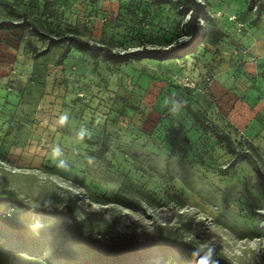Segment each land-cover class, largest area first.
Instances as JSON below:
<instances>
[{"label":"rangeland","instance_id":"rangeland-1","mask_svg":"<svg viewBox=\"0 0 264 264\" xmlns=\"http://www.w3.org/2000/svg\"><path fill=\"white\" fill-rule=\"evenodd\" d=\"M0 1L48 31L74 32L115 51L167 49L184 39L174 2ZM246 1L203 0V23L214 35L182 60L114 65L73 50L58 63L62 47L37 57L46 43L28 29L0 32V195L13 190L26 203L54 210L74 206L84 235L109 245L177 237L202 253L211 250V261L264 264L262 179L246 161L221 172L232 158L224 144L187 109L173 115L166 103L172 95L189 103L251 149L264 170V99L253 106L250 126L240 129L217 110L211 93V83L230 74L228 50L240 51L241 36L255 25ZM9 17L17 19L0 4V20ZM64 113L69 119L60 126ZM82 126L92 132L83 142L76 138ZM103 140L106 161L95 156ZM56 145L67 166L52 155ZM123 195L139 206L124 204ZM6 213L14 217L9 203L0 207V216ZM14 221L33 240L0 236V264H69L77 251L73 222Z\"/></svg>","mask_w":264,"mask_h":264},{"label":"trees","instance_id":"trees-1","mask_svg":"<svg viewBox=\"0 0 264 264\" xmlns=\"http://www.w3.org/2000/svg\"><path fill=\"white\" fill-rule=\"evenodd\" d=\"M91 4H97L106 0H87ZM121 1V0H119ZM155 4H165L174 2L178 12L183 16L182 32L184 39L167 49L142 48L133 51H115L111 46L90 41L74 32L53 33L40 26L29 14L19 10L12 2L0 1L10 15L17 19L4 18L0 20V32L14 31L17 29H28L33 35L46 43L36 56L47 55L52 49L62 47L63 50L58 58V63H63L73 50L83 52L91 57H103L106 61L114 65H123L134 60L155 59H186L199 52L201 45L214 35L203 23L208 16V10L203 0H153ZM248 11H254L256 19L264 15V0H247ZM244 25V23H242ZM223 33L217 35L219 40ZM177 100L176 95H172ZM183 101V100H182ZM185 109L194 119L201 130L210 132L218 141L226 147L232 155L230 162L221 172L228 173L230 169L236 167L240 162L246 161L253 171L262 179L264 183V170L259 160L249 148H240L232 135L216 123L210 122L208 117L195 110L186 102ZM107 148V141L103 140L99 149L95 151V156L102 161H106L104 150ZM124 204L129 207L139 206V203L130 197H120ZM4 203H9L14 208V217L7 215L0 216V236L9 238H21L26 244L33 240V236L26 230L25 224H16L14 219L24 218L25 220L39 219L44 222L70 223L74 226L71 230L77 251L74 255L67 256L69 264H151L161 258H172L174 264H195L191 253L196 248L191 240L183 238H165L153 241H137L122 244L109 245L99 239L90 240L84 235V223L78 218V212L74 206H67L65 210H54L48 208H33L31 204L19 199L13 190L0 195V207ZM19 248L21 246L19 245ZM210 264H226L221 260L210 261Z\"/></svg>","mask_w":264,"mask_h":264},{"label":"crops","instance_id":"crops-1","mask_svg":"<svg viewBox=\"0 0 264 264\" xmlns=\"http://www.w3.org/2000/svg\"><path fill=\"white\" fill-rule=\"evenodd\" d=\"M252 16L255 25L241 36L240 51L228 48L227 54L232 60L230 74H226L224 80L219 77L211 83L217 110L240 129L250 126L255 118L250 115L255 109L253 106L264 99V27L260 25L264 16L259 19L254 13Z\"/></svg>","mask_w":264,"mask_h":264},{"label":"clouds","instance_id":"clouds-1","mask_svg":"<svg viewBox=\"0 0 264 264\" xmlns=\"http://www.w3.org/2000/svg\"><path fill=\"white\" fill-rule=\"evenodd\" d=\"M166 103L169 105V111L171 114L175 115L178 114L182 108L185 106L186 101L177 100L175 97H170ZM68 114L64 113L59 116L58 123L60 126H64L68 122ZM76 138L83 142L86 138L91 139L92 138V132L87 129L86 127H81L80 130L76 134ZM52 155L58 159V162L62 166H67V161L65 159H62L63 157V150L59 145H56L52 149ZM93 158L89 157V161H91ZM33 208H38L40 205H33L31 206ZM203 247V245L201 246ZM192 259L195 261V264H210V261L212 260V251L209 250L207 252L201 251V248H195L193 252L191 253Z\"/></svg>","mask_w":264,"mask_h":264},{"label":"built area","instance_id":"built-area-1","mask_svg":"<svg viewBox=\"0 0 264 264\" xmlns=\"http://www.w3.org/2000/svg\"><path fill=\"white\" fill-rule=\"evenodd\" d=\"M233 18H236V17H233ZM243 25V24H242ZM254 60H257L256 57L254 58Z\"/></svg>","mask_w":264,"mask_h":264}]
</instances>
